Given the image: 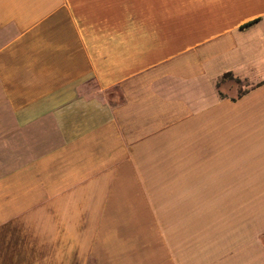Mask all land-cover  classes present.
<instances>
[{"label": "crops", "instance_id": "crops-1", "mask_svg": "<svg viewBox=\"0 0 264 264\" xmlns=\"http://www.w3.org/2000/svg\"><path fill=\"white\" fill-rule=\"evenodd\" d=\"M0 264H264V0H0Z\"/></svg>", "mask_w": 264, "mask_h": 264}, {"label": "rangeland", "instance_id": "rangeland-1", "mask_svg": "<svg viewBox=\"0 0 264 264\" xmlns=\"http://www.w3.org/2000/svg\"><path fill=\"white\" fill-rule=\"evenodd\" d=\"M219 87H221V89H224L223 91L226 94L236 95L240 90H242L245 87V84L243 81H241V83L238 84L233 80L226 79V80L220 82ZM86 88L88 89V91H90L93 88V86L91 84H89ZM111 97L114 99L115 102L120 101V98H119L120 94H119L117 89H114V90H111L108 92V98H111ZM48 139L53 141L52 143H56L57 142V134H49ZM47 146H48V144H47ZM39 151L40 152L44 151V149H41Z\"/></svg>", "mask_w": 264, "mask_h": 264}, {"label": "trees", "instance_id": "trees-1", "mask_svg": "<svg viewBox=\"0 0 264 264\" xmlns=\"http://www.w3.org/2000/svg\"><path fill=\"white\" fill-rule=\"evenodd\" d=\"M226 79H230L235 81L236 83L240 84L241 83V79L234 76L231 72H225L221 75V77H219V79L216 81V86L218 87L220 85V82L226 80ZM247 89H242L240 90L236 95L237 97L241 96L242 94H244V92H246ZM220 97H223L224 95L222 93H219Z\"/></svg>", "mask_w": 264, "mask_h": 264}]
</instances>
